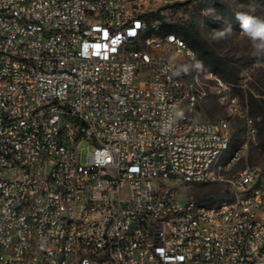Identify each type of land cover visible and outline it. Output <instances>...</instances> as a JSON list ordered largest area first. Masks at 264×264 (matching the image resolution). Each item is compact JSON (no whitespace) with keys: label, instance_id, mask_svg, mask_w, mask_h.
Masks as SVG:
<instances>
[{"label":"built area","instance_id":"2783aa9c","mask_svg":"<svg viewBox=\"0 0 264 264\" xmlns=\"http://www.w3.org/2000/svg\"><path fill=\"white\" fill-rule=\"evenodd\" d=\"M189 2L0 0V264H264L261 171L225 176L257 124L213 73L185 80L160 13ZM210 94L245 120L227 159ZM220 182L216 206L175 188Z\"/></svg>","mask_w":264,"mask_h":264},{"label":"rangeland","instance_id":"374dc122","mask_svg":"<svg viewBox=\"0 0 264 264\" xmlns=\"http://www.w3.org/2000/svg\"><path fill=\"white\" fill-rule=\"evenodd\" d=\"M190 1V2H189ZM186 5L176 3L162 7L161 16L166 21V30L186 28L197 37L201 48L210 57V65L202 64L197 59L188 63L178 57L185 80L191 81L195 73L205 80V75L213 73L221 81L231 85V91L239 98L244 112L257 124V135L250 140L243 158L228 172L232 178L246 167H256L261 171L264 184V58L253 54L248 38L240 31L235 14L244 12L264 19V0H188ZM211 9V12L205 10ZM232 33L222 39L213 38V30H220L228 25ZM188 42V41H187ZM189 43V42H188ZM213 85V83H210ZM197 120L218 122L227 119L230 123L231 146L226 153L227 159L245 139L246 124L240 117H229L219 99L210 94L200 105ZM81 161L86 162L89 143L82 144ZM179 196L184 201H194L199 205L216 206L231 198L229 186L225 182L175 185Z\"/></svg>","mask_w":264,"mask_h":264},{"label":"clouds","instance_id":"9594fccd","mask_svg":"<svg viewBox=\"0 0 264 264\" xmlns=\"http://www.w3.org/2000/svg\"><path fill=\"white\" fill-rule=\"evenodd\" d=\"M205 11L211 12L212 10L208 9ZM235 19L239 24L241 33L248 38L253 49V54L257 57L264 58V19L244 12L236 13ZM232 31V27L229 24L223 29L213 30V38H225Z\"/></svg>","mask_w":264,"mask_h":264},{"label":"trees","instance_id":"16d2710c","mask_svg":"<svg viewBox=\"0 0 264 264\" xmlns=\"http://www.w3.org/2000/svg\"><path fill=\"white\" fill-rule=\"evenodd\" d=\"M168 32L175 33L178 37L183 38L186 42L188 41L189 42V43L187 42L188 45L196 52L197 59L200 61V63L210 65L209 64L211 60L210 55L201 48V46L197 41V37L191 30L186 28H180V29H170L168 30Z\"/></svg>","mask_w":264,"mask_h":264}]
</instances>
